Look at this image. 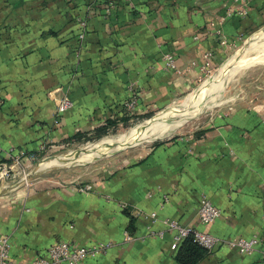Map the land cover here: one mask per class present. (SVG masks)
<instances>
[{
    "label": "crops",
    "instance_id": "crops-1",
    "mask_svg": "<svg viewBox=\"0 0 264 264\" xmlns=\"http://www.w3.org/2000/svg\"><path fill=\"white\" fill-rule=\"evenodd\" d=\"M78 18L86 28L79 40ZM263 22L264 0H0V144L48 148L108 117L163 107ZM63 95L71 104L59 112ZM204 198L220 208L212 222L197 218ZM168 217L222 238L258 237L251 253L219 245L196 264H262L264 90L121 165L38 175L0 194V236L9 237L13 262L65 239L109 245L58 264H180Z\"/></svg>",
    "mask_w": 264,
    "mask_h": 264
},
{
    "label": "rangeland",
    "instance_id": "rangeland-1",
    "mask_svg": "<svg viewBox=\"0 0 264 264\" xmlns=\"http://www.w3.org/2000/svg\"><path fill=\"white\" fill-rule=\"evenodd\" d=\"M262 29H264V22L258 25L247 35L238 38L236 43L226 50L227 52L219 61L212 64L207 71H205L200 77L196 79L189 90L176 96L167 105L143 112L128 113V118L125 121H120L114 126H110L106 131L100 133L93 132L91 134L85 135V137L61 142L48 148L44 146V151L41 153V155H39L37 160L29 163L28 165L19 166L15 177H5L3 180L0 179V184L27 174L38 165L41 166L46 164L45 160H47L48 163H56L57 165L31 174V177H29L27 181L38 175L66 177L77 173L87 175L89 173L101 171L103 168H112L116 165H121L125 160L142 153L149 146L162 138L194 130L210 122V118L213 117L218 111L238 106V103L244 101L247 97L258 91L264 90V48H259L255 52L250 53L249 58L246 60L249 61L248 65L242 66V64L238 65V62L235 63V61H231V65L234 67L239 66V68L232 70L229 73L219 71L218 73L217 70L221 65L224 64V62L233 56V54H235V52L238 51V49H240L243 44L259 33ZM243 62L244 60L240 61V63ZM210 78H213V80L215 79L214 83L211 85V87L204 90L205 93L203 92L199 95V97H196V100H198L202 106L207 102L209 103V106L205 107L204 109L200 107L201 105H194L191 107L189 106L186 109V111L188 110L189 112L185 111V115H189L187 123H182L169 134L161 136L160 138H153L149 140V136V138L146 137L147 139L142 138L134 142L113 145L105 151H92L91 146L94 144H101L108 140V138L110 139L115 138V136L118 137L122 134L124 135L128 129H135L136 131L142 132L144 134L148 130V127L145 125L149 124L152 117L158 116L160 113H162V111L172 106V104H181L195 89L199 88ZM192 108L195 110L192 111ZM143 129H146V131ZM98 153L102 154L100 156L95 155ZM53 155H56V157L50 158ZM60 156H65V158L59 160L58 157ZM88 156L89 158H86ZM27 181H23L22 184H25Z\"/></svg>",
    "mask_w": 264,
    "mask_h": 264
},
{
    "label": "built area",
    "instance_id": "built-area-1",
    "mask_svg": "<svg viewBox=\"0 0 264 264\" xmlns=\"http://www.w3.org/2000/svg\"><path fill=\"white\" fill-rule=\"evenodd\" d=\"M238 13H246V9L243 6H240L235 10ZM230 14L228 11L226 15ZM226 15H221L217 23H223V20ZM82 29L85 27V21L80 20ZM213 24V23H212ZM218 36L222 37L221 29L218 27L216 29ZM83 36V31L80 32L79 37ZM224 41V40H222ZM164 58L170 66H174V59L170 53H165ZM131 88V87H130ZM71 104L69 97L63 95L59 100L57 111H63ZM135 104V96L132 94L128 102L126 103V108L131 109ZM44 151V146L41 145L37 150H24L22 148H16L10 146L8 149H3L0 144V179L5 177H15L17 169L19 166H25L29 163L38 159L39 155ZM2 153L4 156L1 157ZM24 174L23 176H25ZM20 176V177H23ZM14 179V178H13ZM27 181V180H26ZM90 184H84L78 186L79 190L90 188ZM197 218L200 222H212L214 221L221 213L220 208L212 203L209 199L204 198L198 205ZM150 221L156 219V212L150 211L147 215ZM167 228L170 229L173 233V241L171 246L176 247L179 242L186 236H190L194 242L205 247L208 251H212L215 247L219 245H226L230 247L237 248L240 252L251 253L255 250L258 237L256 235H251L249 237H239L236 239L222 238L220 236L214 235L207 231L197 229L193 226H189L181 223L176 218H165L163 219ZM157 233L161 234L160 231ZM125 240L132 238V235L125 231L124 237ZM109 243H89L84 245H76L68 240L59 239L52 243L44 254H39L28 261L23 262H13L9 257V248L10 242L7 235L0 236V264H58L61 262L66 263H76L86 256L97 255L100 252H103ZM261 260L264 264V247L261 248Z\"/></svg>",
    "mask_w": 264,
    "mask_h": 264
},
{
    "label": "bare ground",
    "instance_id": "bare-ground-1",
    "mask_svg": "<svg viewBox=\"0 0 264 264\" xmlns=\"http://www.w3.org/2000/svg\"><path fill=\"white\" fill-rule=\"evenodd\" d=\"M259 48H264V29H262L259 33H257L255 36L250 38L245 44H243L241 46V48L238 49V51H236L235 54H233V56H231L226 62H224L223 65H221L219 67L217 72L219 71V72L229 73L232 70L238 69L239 66L234 67L233 65H231V61H235V63L238 62V65L242 64V66L248 65L249 61H246V60L249 58L250 53L255 52ZM242 60H244V62L240 63V61H242ZM257 61H259V60H257ZM214 80H213V78L208 79L207 81H205L203 83V85H201L199 88L195 89L189 95V97L186 98L181 104H179V105L172 104V106H170L166 110L162 111V113H160L158 116L152 117V119H150L151 121L149 122V124L145 125L148 127V130L144 134L142 132L136 131L135 129H128L126 133L124 132L125 133L124 135L122 134L118 137L115 136V138H110V139L108 138V140L104 141L101 144H94L93 146H91L92 151L93 152H96L98 150L99 151L100 150L105 151L113 145H121V144L126 143V142H134V141L140 140L142 138H146V137L149 138V136H150V138H149V140H150V139H153V138L158 137V136H164L166 134H169L172 130L176 129L182 123L188 122V119H189L188 116L189 115H185V111L189 106L191 107L194 105H198V106L201 105L200 107H202V109L209 106L208 102L204 103L202 106V104H200V102H198V100H196V97H199V95L202 94L206 88L211 87V85L214 83ZM204 97H205V94H204ZM194 110L192 108V111H194ZM140 127H142V126H140ZM144 131H146V129ZM114 143H116V144H114ZM65 156H60L58 158H59V160H62L63 158H65ZM89 156L86 158H89ZM45 163L46 164L41 165L42 168H49L51 166L57 165L56 163H53V164L48 163L47 160H45Z\"/></svg>",
    "mask_w": 264,
    "mask_h": 264
},
{
    "label": "trees",
    "instance_id": "trees-1",
    "mask_svg": "<svg viewBox=\"0 0 264 264\" xmlns=\"http://www.w3.org/2000/svg\"><path fill=\"white\" fill-rule=\"evenodd\" d=\"M108 1L113 3L117 2V0H105V2ZM77 22L80 28L78 29V33H76V38L79 40L83 38L86 28L84 27V29H82L79 18L77 19ZM82 31H83V36L79 37V34ZM127 118H128L127 113H122V115L120 116L108 117L106 121L100 126L96 127L93 132L100 133L106 131L110 126H114L120 121H125ZM85 135L88 134L76 133L75 139L85 137ZM208 252L209 251L205 247L194 242L190 236H186L179 242L178 246L176 247L175 258L180 264H196V262Z\"/></svg>",
    "mask_w": 264,
    "mask_h": 264
},
{
    "label": "water",
    "instance_id": "water-1",
    "mask_svg": "<svg viewBox=\"0 0 264 264\" xmlns=\"http://www.w3.org/2000/svg\"><path fill=\"white\" fill-rule=\"evenodd\" d=\"M161 136H158V137H155L154 139L156 138H160ZM170 137V136H168ZM163 139V138H162ZM105 153V152H103ZM102 153H98V154H95L97 156H100ZM75 163H78V162H75ZM46 168H42L40 165H38L36 168H34L31 172L27 173L25 176L23 177H19V178H16V179H12L11 181H8L6 183H3L2 185H0V194L1 193H4L6 192L7 190L9 189H12L20 184L23 183V181L27 180L29 177H31L30 175L35 173V172H39L41 170H44Z\"/></svg>",
    "mask_w": 264,
    "mask_h": 264
}]
</instances>
